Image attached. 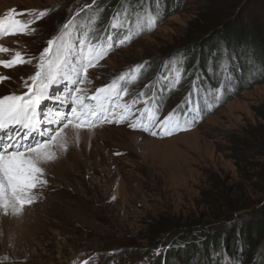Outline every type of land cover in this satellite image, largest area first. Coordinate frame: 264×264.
<instances>
[{
	"label": "rangeland",
	"instance_id": "rangeland-1",
	"mask_svg": "<svg viewBox=\"0 0 264 264\" xmlns=\"http://www.w3.org/2000/svg\"><path fill=\"white\" fill-rule=\"evenodd\" d=\"M224 1L95 0L93 4V0H0V18L13 9L16 13L36 14L49 10L48 15L31 26L34 32L0 36V45L9 49L7 53H0L3 60L10 59L16 51L26 59L38 58L48 46V40L57 36L62 25L76 13H79L77 25L95 18L98 38H107L111 33L118 39L125 34L124 30L109 27L118 8L128 9L141 19L158 12L154 27L140 32L130 43L113 47L89 69L88 82L80 87L85 95L91 96L120 74L144 64L143 75L130 88L133 93H147V98L152 99L150 107L159 104L161 119L174 109L182 111L185 101L203 108L194 127L164 138L132 130L128 123H103L90 130L81 129L77 142V132L69 125L57 139L56 158L42 165L44 178L51 188L38 196L41 204L31 209L24 205L19 213L13 211L11 202L6 210L0 208V264H84V261L152 264L158 250L163 255V250L168 248L165 246L184 249L198 244L214 233L215 228L214 239L219 237L218 245L226 237L237 239L236 244L233 248L224 244L221 251L203 247L205 264H247L244 263L246 255L251 263L264 264V192L251 186V183H260L254 176L258 169L252 171L247 167L245 175L251 177L244 180L238 172L234 150L236 140L247 138L248 131L254 129L256 134L263 131L264 121L256 109L264 111V74L260 69L250 70L251 56L244 50L246 43L241 42L244 35L240 31L260 35L264 0H246L223 26V29L229 28L237 43L228 38V31L222 30L214 39L203 42L198 56L188 59L190 54L177 50L184 38L193 35L195 27L205 25L198 21L191 26V22L204 15L201 11L212 6L215 12L224 13L228 9ZM18 18L27 21L32 16ZM206 20L215 19L208 15ZM210 44V48H205ZM216 48L218 60L210 64V52ZM239 55H244L243 61ZM180 57L186 62L182 64V78L173 86L175 76L170 73V66L180 63ZM36 62L33 59L31 64L7 69L0 66V76L8 77L0 81V97L25 94V80L31 84L28 78L35 74ZM232 67L236 75L242 69L239 77L234 76ZM226 81H230V86L225 90ZM71 87L74 86L62 84L59 89H53L52 99L42 102L41 109L52 117L56 115L55 110L69 111L70 101L67 107H62L61 102ZM217 90L219 99L204 107L207 96ZM62 138L67 140V150L58 147ZM210 178L225 185L245 184L254 204L237 208L225 220L209 222L204 230L177 234L170 242L144 252L149 241L166 236L158 232L160 228L184 227L213 210L205 202L214 198ZM240 226L241 236L253 237L252 232H259L241 244V236L237 237ZM149 228L152 230L148 231ZM174 239L177 241L173 242Z\"/></svg>",
	"mask_w": 264,
	"mask_h": 264
},
{
	"label": "snow or ice",
	"instance_id": "snow-or-ice-1",
	"mask_svg": "<svg viewBox=\"0 0 264 264\" xmlns=\"http://www.w3.org/2000/svg\"><path fill=\"white\" fill-rule=\"evenodd\" d=\"M48 11L36 14L10 10L8 15L0 18V36L34 32L31 26L48 15ZM25 15L32 18L27 21L18 18ZM78 15L76 13L62 25L57 36L48 40V46L38 58L26 59L20 51H16L10 59H0V66L5 69L37 60V70L28 78L31 84L25 80L27 92L0 97V208L5 210L11 202L13 211L19 213L25 204L35 200L34 190L47 184L42 165L56 158L54 148L57 139L69 125L77 132V142L81 129L90 130L103 123H128L132 130H142L164 138L189 130L201 118L203 108L185 101L186 107L182 111L174 109L161 119L159 104L155 108L150 107L152 99L147 98V93H133L130 85L141 78L144 64L120 74L106 86L97 88L91 96L85 95L80 85L88 82L89 69L95 67L113 47L130 43L140 32L154 27L158 12L141 19L138 14H130L128 9L118 8L109 24L111 29L124 30L125 34L118 39L111 33L107 38H98L95 18L77 25ZM116 35L119 36V32ZM7 52L9 49L0 45V53ZM185 62L180 57V63L170 66V73L175 76L173 86L182 78V64ZM5 79L8 77L0 76V81ZM62 84L74 86L64 94L65 101L61 102L62 107H67L70 101V110H55V117L49 116L47 110L41 109L42 102L52 99L51 91L59 89ZM229 86L230 81L223 85L225 90ZM218 92L207 96L204 107H210L211 101L219 99ZM125 96L129 99L125 100ZM140 104L143 107H139ZM29 138L32 139L31 143H27ZM67 146V140L62 138L58 147L67 150ZM84 264H88V261H84Z\"/></svg>",
	"mask_w": 264,
	"mask_h": 264
},
{
	"label": "trees",
	"instance_id": "trees-1",
	"mask_svg": "<svg viewBox=\"0 0 264 264\" xmlns=\"http://www.w3.org/2000/svg\"><path fill=\"white\" fill-rule=\"evenodd\" d=\"M224 3L227 6L226 8H228L227 10L223 11L224 13L215 12L216 9H213L212 6H208L207 8L201 11V13H203L204 15H202L198 20L191 22V26L194 25L198 21L201 24H205V25L199 29L195 27L193 29L194 30L193 35L187 38H184V43H180L178 45L179 48L177 50L182 49L184 54H190L188 59L193 58L194 55L197 54L198 52L201 53L202 51L201 47L203 45V42H207L208 40L210 41L214 39L215 36H217L219 33H222L221 32L222 30H226L228 31V33L230 32L229 28L223 29L224 28L223 26L229 23L228 20L232 16L235 15L236 9L240 8L243 4H245L246 0H239V1L225 0ZM223 14L224 16L219 18V16L220 15L222 16ZM229 14H231V16H227ZM205 15L206 16L212 15V17L215 20L207 21ZM258 29L260 31V35H257L255 32H252V31L250 32L247 31V33L245 34V31L241 30L240 32H242L244 35V37H242L241 39L242 40L241 42H245L247 44V45L245 44L244 50H247L248 55L251 56L250 60L252 61L251 62L252 65H251L250 70H253V71L261 70L262 74H264V19L262 23H260V26ZM227 35L230 40H232L233 42L235 41L237 43L238 40L235 39L232 33H229ZM211 46L212 45L210 44V46H206L205 48L207 47L210 48ZM217 50H218L217 48L211 50L210 64L218 60L216 59V57L219 54V51ZM169 54H167L166 56H168ZM198 55L199 54H197L196 56ZM239 57L242 60L244 58V55H239ZM232 68H233L232 72L234 74L236 69L234 67ZM238 70H239V67L237 68V73H238ZM241 72H242V69H241ZM241 72H239L238 75L234 74V76L239 77ZM256 110H257L256 111L257 115L260 118H262V120L264 121V111L260 112V108L259 109L257 108ZM262 128H263V131L260 134H256L254 129H253L254 133L248 131L247 138L243 137L242 139H237L236 140L237 147L234 148V150L236 151L235 152L236 166H237L238 172L241 174V177L244 180L248 181L250 180V177H251L250 175H245L246 174L245 170L247 171V167L248 168L250 167L252 171L254 169H258L256 172H254V176H256L259 179L260 183H251L252 184L251 186H254L255 188L259 189L260 192H264V123H263ZM243 173L245 176L243 175ZM211 180L213 179L210 178L209 180L210 185H211V196H213L214 198L213 200L211 199V201L206 200L205 202H207V204H209L210 206L212 205L213 210L207 211V213H205L201 217V218H205V221H202L200 218L196 221H192L190 224H187L184 227L177 228V227H174L173 225H170V226H164L160 228L158 232L159 233L163 232L166 234V236L162 240L160 239L157 241H149L147 243L148 245L147 249L144 250V252L149 251V249L150 251H152L153 248H159L160 244L162 245L164 243L170 242V239H172L177 234H190L191 231H196L198 229L200 231L204 230L205 226L208 225L209 222H220L222 220L227 219L229 215L231 214L230 212L236 210L237 208H242V207L249 208L248 206H251L252 204H254L245 184L242 183L240 185H235V183H233L232 185H225V183L222 181L219 182L217 180H214V181H211ZM154 228H157V227L155 226ZM150 229L152 230V228H149L148 231H150ZM242 229L240 226V231L237 235L238 238L241 236ZM214 230H215L214 233L209 235L213 239L215 236H217L216 228ZM258 232L259 230H257V232L256 231L252 232V236L255 238V235ZM209 236L208 238H205L199 241L198 244H190L189 247L187 246L184 249L180 247H174L173 245L171 247L169 246L170 248L163 250V253H162L163 255H161L160 254L161 252H160L159 253L160 255L155 256V258L152 261V264H176L177 262H179L180 264H205L206 260L204 257H206V255L204 254L203 247L208 246L209 249L216 248L221 251V248H224V244L227 245L229 248H233L237 240L235 238H232L235 240L231 242L232 239L229 238L228 240V237H226V240L222 241L223 244H221L220 246L218 245L219 237L218 239L212 240L209 238ZM253 237H251L250 234L248 236L242 235L241 244H244L248 239L251 240V238ZM176 241H177L176 239L173 240V242H176ZM192 248L194 249L193 254L191 252ZM201 249H203V251H201ZM188 250L189 252H187ZM167 252L171 254L167 256L166 255ZM245 253L247 254L246 251ZM244 258H245L244 263L246 262L247 264H255V263H251V259L247 255L244 256ZM258 264H263V263H258Z\"/></svg>",
	"mask_w": 264,
	"mask_h": 264
},
{
	"label": "bare ground",
	"instance_id": "bare-ground-1",
	"mask_svg": "<svg viewBox=\"0 0 264 264\" xmlns=\"http://www.w3.org/2000/svg\"><path fill=\"white\" fill-rule=\"evenodd\" d=\"M31 138H29V140L28 141H30V143H31ZM51 182V181H50ZM49 188H51L48 184L45 186H43L42 188H39V189H37V190H34V194H35V196H36V198H35V200L31 203V204H25V206L27 207V208H30L31 209V207H34L35 205H39V204H41V201L39 200V198H38V196H42V195H44V193L49 189ZM27 210V209H26ZM21 217H22V215H21ZM24 217H25V215H24ZM17 218H19V217H17ZM20 219H22V220H24L23 218H20ZM23 222V221H22Z\"/></svg>",
	"mask_w": 264,
	"mask_h": 264
},
{
	"label": "built area",
	"instance_id": "built-area-1",
	"mask_svg": "<svg viewBox=\"0 0 264 264\" xmlns=\"http://www.w3.org/2000/svg\"><path fill=\"white\" fill-rule=\"evenodd\" d=\"M165 247H168V248H170L169 246H165ZM167 249V248H166Z\"/></svg>",
	"mask_w": 264,
	"mask_h": 264
}]
</instances>
